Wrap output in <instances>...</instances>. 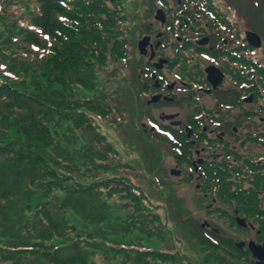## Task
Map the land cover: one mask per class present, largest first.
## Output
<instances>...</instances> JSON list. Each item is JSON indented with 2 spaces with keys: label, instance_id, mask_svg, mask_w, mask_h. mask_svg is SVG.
Segmentation results:
<instances>
[{
  "label": "trees",
  "instance_id": "obj_1",
  "mask_svg": "<svg viewBox=\"0 0 264 264\" xmlns=\"http://www.w3.org/2000/svg\"><path fill=\"white\" fill-rule=\"evenodd\" d=\"M126 1L0 0V264H153L119 241L138 224L150 231L144 221L151 213L141 222L134 216L111 223L76 202L90 192L103 200L124 187L132 193L121 178L84 188L76 178L117 167L105 139L92 140L87 117L105 118L109 106L80 101L75 88L93 91L99 80L117 76L112 67L125 55ZM134 197L140 207L143 196ZM252 224L264 233V220ZM197 237L220 262L249 264L230 243L235 257L227 255L220 236L198 229Z\"/></svg>",
  "mask_w": 264,
  "mask_h": 264
},
{
  "label": "flooded vegetation",
  "instance_id": "obj_2",
  "mask_svg": "<svg viewBox=\"0 0 264 264\" xmlns=\"http://www.w3.org/2000/svg\"><path fill=\"white\" fill-rule=\"evenodd\" d=\"M176 1L187 5L174 10L167 34L179 27L177 18H184L186 32L176 37L177 43L167 38L157 46L153 36L165 25H149L154 32L148 49L155 54L149 63L153 66L162 58L169 63L155 74L147 92L170 98L155 105L184 115L179 127H203L201 135L178 138L194 148L186 151L184 157L189 158L182 164L198 169L195 188L204 191L206 200L203 221L236 223L240 218L250 223L257 218L256 206H264V200L259 201L264 199V80L256 42L241 38V24L219 21L209 12L197 14L194 1ZM181 105L190 109L177 110ZM170 123L166 128L175 133Z\"/></svg>",
  "mask_w": 264,
  "mask_h": 264
},
{
  "label": "rangeland",
  "instance_id": "obj_3",
  "mask_svg": "<svg viewBox=\"0 0 264 264\" xmlns=\"http://www.w3.org/2000/svg\"><path fill=\"white\" fill-rule=\"evenodd\" d=\"M168 1H170V5L172 6L168 10V17L170 18L171 11L177 10V6L175 0ZM211 1L215 6H218V8H220V10H222L228 18L234 19L237 16L236 0ZM158 5L159 1L155 2L154 0H129L126 10V15L129 18V21L126 22V30L130 33L129 39L126 37V39L129 40L127 44L128 60L113 64L112 68H115L116 70V77L104 78L96 83L99 86V90L102 91V96H98L97 94L95 95V93L91 94V97L95 99V101L97 99H103L104 104L107 105L108 103L111 107V111L108 115L104 119L96 120V124L100 126V133H104L103 135L106 137L107 141L113 145L122 159L120 162H117L118 164L116 168L108 169L103 173L89 172L87 176L76 177L78 182L81 184L80 187L82 188L86 187L85 185L90 183L96 185L98 184L103 187L102 182L108 178H121L122 180H128L132 185L136 186L143 194H145L144 202L155 207L156 210L149 209V207H146L147 209L136 207L135 204L140 201L136 200L130 190L125 187L123 191L115 193L114 196L110 197L108 200H103L99 196L100 193L90 192L82 195L79 200L76 199L77 209L84 206V208L81 209H87L93 214L106 215V217L108 216V222L110 221L111 223H114L117 220L119 223L121 220H134V216H141V218H139L141 222L144 218V213H151L148 220L144 221V223L147 221L151 222L148 223L149 226L152 227L150 231H141L140 224H138L134 226L133 230L120 234L121 240L119 241L121 243L135 245L138 250L142 251L140 255L144 258H148L150 262L152 260L151 263L153 264H160L158 261H160L161 264H225L226 262H220V260L209 254L206 251V248L201 245L200 240L197 237L198 229H200L199 225L201 224L200 217L194 216V218L199 222L190 221L192 223V226L190 227L189 221H186L189 223L184 224L183 214L179 211H174L176 209L173 205L174 203L177 205H184V207H186L187 204V206L190 207L186 199L189 198V193L191 191L183 189L184 187L182 186V182L185 181V178L178 179L169 176V170L173 168L175 164V159L170 155V147L167 144L160 142L157 144L156 150H154L157 155H152L151 151L147 153L143 151L142 146H144L145 149L147 148L144 140L140 138V136H131L134 131H131L130 125H135L137 121L147 123L150 115L154 114L155 118H158L160 115L158 110L148 108L145 101L142 106L143 110L138 111L137 109L140 107L137 102L133 101V90L131 89L130 91L126 87V80H128L127 76L132 72L133 68H137L138 70L141 69L143 65L146 66L145 59L138 56L136 52V44L137 41L147 33L145 25L153 21L154 12H150V9H152L153 6L155 8ZM244 14L245 12L241 11L239 15L243 16ZM257 37H261L262 40H264V29L260 30V36L257 34ZM170 39L173 41V36H171ZM261 47H263L262 54L258 53L257 55L261 56V60H263L264 42L261 43L260 47L258 46V51ZM169 55L171 56L172 53ZM166 74L169 75L170 73L166 72ZM133 82L131 84V88H133ZM81 110L84 111V108ZM177 110L186 111L187 109L180 107L177 108ZM87 117L90 119L91 124L93 118L90 114H88ZM126 123H129L127 127H123ZM137 125L139 126V123ZM114 126H117V128L113 131L112 128ZM100 133L94 131L91 134L92 140L96 141L97 137H101ZM91 138L89 137L90 140ZM143 155L148 160H146ZM152 162L153 164L160 163V167L157 168V173H160V176H156L161 185H163L166 180L168 181V189L163 187L158 189V187L154 185V176L151 185H149L146 181L147 178L151 179L155 171V169L151 171V177H148L149 170L152 168L150 163ZM181 171L184 175H186L188 170L181 169ZM98 190H100V187H98ZM101 202L107 209L101 210L100 206L96 207L97 205H100ZM78 206L80 208H78ZM94 207H96V209H94ZM98 210L99 213L95 212ZM156 214H158V217H153ZM214 225L219 226V224ZM236 232L238 233V231ZM238 234H236L237 238L234 239L235 242L244 240L242 235ZM118 237L119 236H114V240ZM112 244V250L119 248L116 241H113ZM176 250L181 253L184 258V262L180 259V255ZM159 251L170 253L172 255L171 257L168 255L162 257L157 253ZM207 256H209V259ZM226 257L232 259L228 256ZM165 260H170V263H165ZM122 261V256L115 258V263H121ZM228 262L230 263L231 260Z\"/></svg>",
  "mask_w": 264,
  "mask_h": 264
},
{
  "label": "water",
  "instance_id": "obj_4",
  "mask_svg": "<svg viewBox=\"0 0 264 264\" xmlns=\"http://www.w3.org/2000/svg\"><path fill=\"white\" fill-rule=\"evenodd\" d=\"M248 247L252 251L254 257L264 261V246H255L253 243H249Z\"/></svg>",
  "mask_w": 264,
  "mask_h": 264
}]
</instances>
